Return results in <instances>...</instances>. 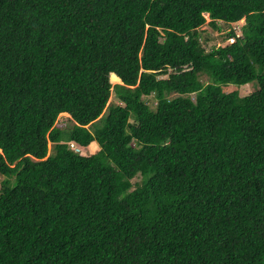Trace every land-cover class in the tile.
Segmentation results:
<instances>
[{
	"label": "trees",
	"instance_id": "1",
	"mask_svg": "<svg viewBox=\"0 0 264 264\" xmlns=\"http://www.w3.org/2000/svg\"><path fill=\"white\" fill-rule=\"evenodd\" d=\"M0 264H264V0H0Z\"/></svg>",
	"mask_w": 264,
	"mask_h": 264
},
{
	"label": "rangeland",
	"instance_id": "2",
	"mask_svg": "<svg viewBox=\"0 0 264 264\" xmlns=\"http://www.w3.org/2000/svg\"><path fill=\"white\" fill-rule=\"evenodd\" d=\"M201 27L204 29V31H205L209 36H211V39L214 37V39H213L214 43H216V42L219 41V38H217V37H218L217 33H216L215 30L212 29V27H210L207 23H203V24L201 25ZM208 46H209V42L206 43V47H208ZM202 78L204 79V78H205V75H202ZM110 82H111V83H114V82H112V81H110ZM231 87H233L231 84H227L226 89L231 88ZM251 88H252L251 84H250V83H247V84H244V85L240 86V87H239V90H240L241 93H246V92L250 91ZM110 99L113 100V101L116 100V97L113 95V93H111V95H110V97H109V100H110ZM148 102L150 103V102H152V101H151L150 99H148ZM66 117H69V114L66 113V112H63V113H61V114L59 115V118H61V119H63V120H64ZM132 179H133V180H138V177H135V178L133 177Z\"/></svg>",
	"mask_w": 264,
	"mask_h": 264
},
{
	"label": "clouds",
	"instance_id": "3",
	"mask_svg": "<svg viewBox=\"0 0 264 264\" xmlns=\"http://www.w3.org/2000/svg\"><path fill=\"white\" fill-rule=\"evenodd\" d=\"M241 21H243V18H240L238 22H241ZM233 24H234V23H233ZM234 27H235L236 30H238V29H239L238 23H235V24H234ZM226 40H228V41H232L233 38L230 37V36H228V37L226 38ZM115 74H116V73H115ZM116 75H117V74H116ZM117 76H118V75H117ZM118 77H119V76H118ZM109 81H110V80H109ZM120 81H121V80H120ZM120 81H118V82H120Z\"/></svg>",
	"mask_w": 264,
	"mask_h": 264
},
{
	"label": "built area",
	"instance_id": "4",
	"mask_svg": "<svg viewBox=\"0 0 264 264\" xmlns=\"http://www.w3.org/2000/svg\"><path fill=\"white\" fill-rule=\"evenodd\" d=\"M76 149H77V147H76Z\"/></svg>",
	"mask_w": 264,
	"mask_h": 264
}]
</instances>
